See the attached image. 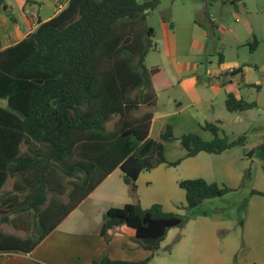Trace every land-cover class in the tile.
I'll return each instance as SVG.
<instances>
[{"label":"trees","instance_id":"obj_1","mask_svg":"<svg viewBox=\"0 0 264 264\" xmlns=\"http://www.w3.org/2000/svg\"><path fill=\"white\" fill-rule=\"evenodd\" d=\"M161 1L70 0L27 38L0 51V223L18 229L24 222L22 230L35 233L20 237L0 228V252H32L116 169L138 200L140 174L167 163L164 144L176 140L172 125L165 127L159 142L148 141L153 113L134 114L141 106L156 105L155 81L164 77L161 67L145 65L155 48V31L146 21ZM256 106L227 95L228 112ZM220 125L202 126L213 135L211 141L195 134L183 136L185 157L219 155L242 142H229ZM15 177L13 191L3 194L6 182ZM179 185L189 210L229 192L201 178ZM49 192L67 194L69 200L55 197L48 202ZM3 208L17 216L10 219ZM187 221L160 205L144 209L139 201L111 208L101 228L106 242L111 230L128 226L151 256L140 262L104 256L92 264H148L169 231L183 228Z\"/></svg>","mask_w":264,"mask_h":264},{"label":"crops","instance_id":"obj_2","mask_svg":"<svg viewBox=\"0 0 264 264\" xmlns=\"http://www.w3.org/2000/svg\"><path fill=\"white\" fill-rule=\"evenodd\" d=\"M69 1L3 0L0 4V51L14 46L27 38L42 23L51 20L64 10ZM234 2H237L238 7L244 8L245 3L243 0H235ZM60 4H64V8L61 10L58 9ZM215 23L219 24V22ZM245 28L249 38H243L240 35L242 31H237L235 33L236 40L241 46H249L251 54H255L259 47L258 41L252 33L250 23ZM177 42L174 41L173 43L174 56L176 51H178ZM219 61V67L213 72L215 75L212 79L221 82L228 79L229 76H233V79L224 88H217L211 81L210 84L211 88L216 91L215 96H220L224 92L225 104L229 93H233L243 99L242 93L247 88L254 87L259 93L261 92L262 84H253V80H250V74L253 69H258V62L254 57L249 61L240 60L239 57L236 60L229 61L225 56H221ZM156 66L164 70V77L155 81L156 105L160 102L161 92L172 90L175 86H178L182 95L190 100L191 103L187 105L188 108L194 106V104L198 106L199 103H202L198 81L192 76L194 71L190 69V65L187 68L186 64L182 62L179 64V62L168 58L166 64H158ZM168 69H172L174 73L178 74L179 80L177 82H174L169 76ZM181 100L176 98V96H169L167 99V102H169L167 105L168 109L173 110V104H175L180 109L178 112L172 111L158 114L147 106L151 109L148 112L153 113L148 141L160 140L163 130L169 125L168 120L170 117L182 115L187 111L188 108L184 106V102H180ZM213 100L215 99H210L211 102ZM258 101H256V105ZM240 113L243 114L244 112ZM217 122H220V120ZM173 129L176 139L184 135L176 134L174 127ZM212 138L213 136H211ZM20 147L21 152L26 150L25 146L21 145ZM186 153L185 150V155ZM200 155L185 157V160H181L177 166L173 167L181 168L185 164H190L194 170L191 167L189 173L181 174L177 171H171V166L168 164L174 161L168 159H166V164H161L150 171L142 172L136 182L138 200L131 195L129 187L125 184L123 172L120 169H116L75 210L64 218L32 252L27 254L0 252V264H92L94 261H100L104 256L117 261H144L151 256V252L139 247L135 241L136 233L132 228L121 226L111 230L109 232L111 236L109 242H106L101 235L104 216L109 209L136 203L137 201L144 209L160 205L168 213H176L188 218L182 229L174 228L169 231L165 240L168 239L170 234H176L174 243H169L166 246L170 253L172 251H169V248L172 249L174 245V249L176 248L178 253L190 249L187 251L188 255L189 253L207 255L209 258L207 264H232L234 253L238 249L240 251L242 245H247L249 253L239 263L264 264V191L254 190L253 192L257 194H251L253 196L248 200L246 220L243 227H241V235L243 234L241 239H238L239 235H237L240 229L235 231V235L230 233L233 229L232 227L236 226V221L232 219L226 220L219 214H214L213 216H208L205 212L198 215L197 213L186 214L183 210L187 207V202L184 198L182 200L180 192H177L180 182L200 178L208 180L206 174L203 173L202 167L196 162L197 157ZM207 158L209 157L205 155L204 160ZM258 178L264 179V174L259 173ZM12 179L16 180V177ZM55 197H61L64 202L69 200L67 194L60 196L49 192L47 195L48 202ZM65 199L67 200L65 201ZM86 210H90L92 219L84 216L83 212ZM23 223L19 222L16 230L22 231L23 227L26 226ZM213 226L225 228L228 231L222 241L217 237V233H213ZM10 233L20 237H27L17 233ZM159 256L160 254L156 253L149 263L165 264L167 259H159Z\"/></svg>","mask_w":264,"mask_h":264},{"label":"rangeland","instance_id":"obj_3","mask_svg":"<svg viewBox=\"0 0 264 264\" xmlns=\"http://www.w3.org/2000/svg\"><path fill=\"white\" fill-rule=\"evenodd\" d=\"M143 2L144 0H139ZM235 0H162L159 7L150 12L146 24L154 29L152 48L145 59L147 67L158 64H166L168 58L184 63L194 71L193 77L198 81L202 103L198 106H190V100L183 96L179 87L175 86L172 90L162 91L159 104L151 107L155 113L178 112L180 109L174 105V109H168L167 99L169 96H176L185 103L187 111L182 115L172 116L168 124L175 128L176 134L182 135L173 142H168L165 146V157L171 161L185 160V149L181 145V139L187 134H195L205 141H211L213 136L209 131L201 128L205 123H217L220 120L222 136H226L229 142H240L237 146L225 151L222 154L201 153L197 157V163L202 167L203 173L208 177V183H216L220 187H225L229 192L220 198H213L205 201L196 209H183L186 214L206 213L208 216L214 214L222 215L226 220L236 221V226L232 227L231 235L240 229L237 235H241L246 220V208L249 205V198L257 194L254 190L264 191V179L258 178L259 173L264 174V0H243L244 8L238 7ZM217 20V21H216ZM215 22H219L216 24ZM250 23L252 33L258 41L259 47L255 54H251L249 46H241L236 40L235 33L241 32L243 38H249L246 33V26ZM245 32V33H244ZM174 41L177 42L175 56L172 50ZM221 56L227 60H251L253 57L258 62V69L253 66L250 80L253 84H262V90L247 88L243 91L242 97L247 102L257 103L256 108L244 112H228L224 102V92L220 96H215L216 91L211 88L210 81L214 86L224 88L233 79L229 76L223 82L212 79L214 71L219 67ZM168 74L174 82L179 80L178 74L172 69H168ZM212 74V75H211ZM211 79V80H210ZM260 82V83H259ZM225 84V85H224ZM210 99H215L213 102ZM179 102V103H180ZM183 107V108H185ZM147 106H141L136 111L135 117H141L151 110ZM116 120L108 123V129L114 127ZM174 130V129H173ZM158 140L157 142H159ZM209 158L204 160V156ZM201 157V159H200ZM171 162V163H174ZM169 167V166H168ZM171 171L178 173H189L192 165L185 164L181 168H173ZM165 169V168H164ZM194 170V168L192 167ZM15 179L10 178L5 184L3 193L12 192ZM181 198L186 199L185 192L178 186ZM67 199H65L66 201ZM263 202V201H261ZM180 206V205H179ZM6 209L10 219L17 215L12 209ZM164 210V209H163ZM166 212V211H165ZM84 216L91 218L90 210H86ZM0 213V218H1ZM240 223V224H239ZM5 232L17 233L22 236H32L34 231L16 230L13 225L0 223ZM182 229V228H179ZM213 233L223 240L228 231L221 227H212ZM176 234H170L168 239L161 243L158 251L159 259H167L165 264H207L208 256L203 254H187V251L178 253L176 248L167 250V244L174 243ZM241 245V243H240ZM172 247V246H171ZM174 249V250H173ZM249 253V247L242 245L232 256V264H240ZM194 262V263H192ZM150 264V263H148ZM229 264V263H227Z\"/></svg>","mask_w":264,"mask_h":264},{"label":"built area","instance_id":"obj_4","mask_svg":"<svg viewBox=\"0 0 264 264\" xmlns=\"http://www.w3.org/2000/svg\"><path fill=\"white\" fill-rule=\"evenodd\" d=\"M64 8V4H60V5H58V9L59 10H61V9H63Z\"/></svg>","mask_w":264,"mask_h":264},{"label":"water","instance_id":"obj_5","mask_svg":"<svg viewBox=\"0 0 264 264\" xmlns=\"http://www.w3.org/2000/svg\"><path fill=\"white\" fill-rule=\"evenodd\" d=\"M179 142H181V141H179Z\"/></svg>","mask_w":264,"mask_h":264}]
</instances>
